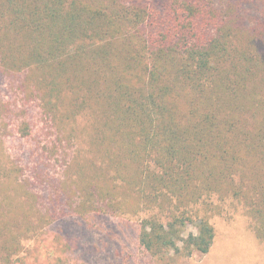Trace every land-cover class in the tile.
Returning <instances> with one entry per match:
<instances>
[{"label":"trees","instance_id":"16d2710c","mask_svg":"<svg viewBox=\"0 0 264 264\" xmlns=\"http://www.w3.org/2000/svg\"><path fill=\"white\" fill-rule=\"evenodd\" d=\"M4 79L11 111L38 112L17 131L46 150L21 185L32 199L0 221V264L90 208L143 214L139 245L159 262L208 254L227 204L264 243V0H0Z\"/></svg>","mask_w":264,"mask_h":264},{"label":"rangeland","instance_id":"374dc122","mask_svg":"<svg viewBox=\"0 0 264 264\" xmlns=\"http://www.w3.org/2000/svg\"><path fill=\"white\" fill-rule=\"evenodd\" d=\"M0 85V221H3L17 205L32 199H28L24 189V192L21 191V185L33 178L32 170L41 151L46 148L36 146L41 139L24 137L17 131L19 123L27 121L28 117L31 121L38 117L36 109H32L29 115L23 108L19 109V113L17 110L11 111L10 104L16 102V97L7 79ZM80 125H87V121L82 120ZM78 137V144L73 147L77 155L78 149L84 151L89 148L86 132L82 131ZM46 163L50 164L49 161ZM69 167L68 170L56 165L51 167L54 179L66 188L79 184L77 170ZM9 171L14 176L7 175ZM47 189L34 188L32 191L35 195L46 197ZM81 194L84 195L78 191L76 200L79 204L84 202ZM5 199L8 200L4 202ZM135 204L132 199L130 206ZM91 209L85 217L74 215L72 218H53L55 221L42 223L34 239L22 238L23 245L20 254L13 259L14 264H264V243L255 232L246 209L236 203L227 204L222 215L212 218L216 239L208 254H195L181 260L167 258L163 262L154 260L139 245L138 223L143 214L97 215ZM13 224H20V221H13ZM17 229V226L12 227V233ZM192 232L196 233V230L189 226L185 236Z\"/></svg>","mask_w":264,"mask_h":264}]
</instances>
